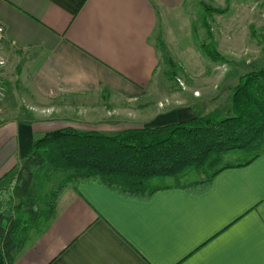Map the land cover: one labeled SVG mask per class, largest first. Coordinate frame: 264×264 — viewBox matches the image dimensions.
<instances>
[{"label": "crops", "instance_id": "0c3cea01", "mask_svg": "<svg viewBox=\"0 0 264 264\" xmlns=\"http://www.w3.org/2000/svg\"><path fill=\"white\" fill-rule=\"evenodd\" d=\"M186 1L0 0V189L49 130L114 134L205 109L203 91L148 113L163 88L153 34ZM13 264H264V150L201 193L139 200L95 183L69 189Z\"/></svg>", "mask_w": 264, "mask_h": 264}, {"label": "trees", "instance_id": "16d2710c", "mask_svg": "<svg viewBox=\"0 0 264 264\" xmlns=\"http://www.w3.org/2000/svg\"><path fill=\"white\" fill-rule=\"evenodd\" d=\"M159 49L174 77L177 67L168 48L160 42ZM200 50L212 61L224 59L212 43H201ZM263 150L264 65L240 75L226 109L217 106L183 121L114 134L72 126L49 130L34 139L0 189V264H13L69 189L95 183L139 200L170 188L201 193L219 172L246 166Z\"/></svg>", "mask_w": 264, "mask_h": 264}, {"label": "rangeland", "instance_id": "374dc122", "mask_svg": "<svg viewBox=\"0 0 264 264\" xmlns=\"http://www.w3.org/2000/svg\"><path fill=\"white\" fill-rule=\"evenodd\" d=\"M207 6L220 11L207 10ZM165 21L159 22L152 40L158 49L160 42L168 48L177 68L170 77L161 57L153 82L163 81V88L155 96L159 103L147 105L148 113L156 112V106L166 107L175 97L183 99L203 91L207 104L194 116L217 106L226 109L240 74L264 65V0H187ZM206 42L212 43L224 59L206 58L200 50V44ZM130 106L135 110L139 104Z\"/></svg>", "mask_w": 264, "mask_h": 264}, {"label": "built area", "instance_id": "2783aa9c", "mask_svg": "<svg viewBox=\"0 0 264 264\" xmlns=\"http://www.w3.org/2000/svg\"><path fill=\"white\" fill-rule=\"evenodd\" d=\"M4 36V28L3 26L0 24V40L3 38ZM4 64L3 59H0V65ZM5 87L3 85L0 84V103L2 102V100L5 97Z\"/></svg>", "mask_w": 264, "mask_h": 264}]
</instances>
